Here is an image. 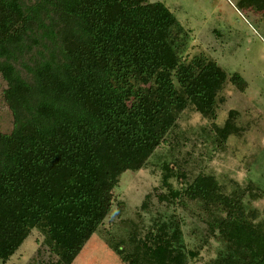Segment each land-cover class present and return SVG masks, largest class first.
<instances>
[{
	"label": "trees",
	"instance_id": "16d2710c",
	"mask_svg": "<svg viewBox=\"0 0 264 264\" xmlns=\"http://www.w3.org/2000/svg\"><path fill=\"white\" fill-rule=\"evenodd\" d=\"M184 37L161 1L0 0L2 97L13 120L0 132V262L37 229L53 264H71L110 211L121 173L144 166L189 104L214 115L229 75L204 60L179 84ZM235 131L229 117L218 136ZM169 192L224 209L215 223L223 247L204 264H264V223L246 220L242 200L223 196L211 176ZM139 240L128 264L198 255L176 221Z\"/></svg>",
	"mask_w": 264,
	"mask_h": 264
},
{
	"label": "rangeland",
	"instance_id": "374dc122",
	"mask_svg": "<svg viewBox=\"0 0 264 264\" xmlns=\"http://www.w3.org/2000/svg\"><path fill=\"white\" fill-rule=\"evenodd\" d=\"M150 1L163 2L186 30L175 75L179 84L204 60L216 61L229 78L213 116H204L189 104L144 166L121 173L110 211L71 264H128L139 239L170 220L179 223L186 248L198 250L188 264L214 258L223 247L215 224L224 215L220 203L206 204L183 194L174 198L169 192L199 175L211 176L223 196L241 199L250 223H264V6L260 7L264 0L250 2L259 7L246 0ZM5 86L0 75V132L7 133L13 120L2 97ZM229 117L236 131L221 140L218 131ZM166 165L172 172L167 173ZM164 173L170 174L166 181ZM54 260L43 235L32 229L0 264ZM136 264L151 263L140 259Z\"/></svg>",
	"mask_w": 264,
	"mask_h": 264
}]
</instances>
